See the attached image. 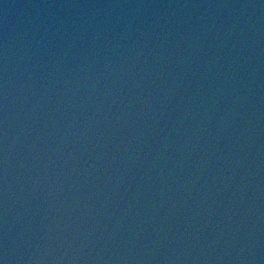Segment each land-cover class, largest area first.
<instances>
[{
	"label": "water",
	"instance_id": "obj_1",
	"mask_svg": "<svg viewBox=\"0 0 264 264\" xmlns=\"http://www.w3.org/2000/svg\"><path fill=\"white\" fill-rule=\"evenodd\" d=\"M0 264H264V0H0Z\"/></svg>",
	"mask_w": 264,
	"mask_h": 264
}]
</instances>
